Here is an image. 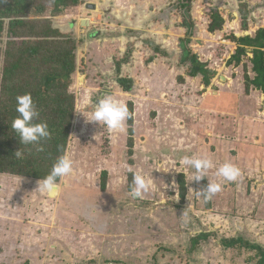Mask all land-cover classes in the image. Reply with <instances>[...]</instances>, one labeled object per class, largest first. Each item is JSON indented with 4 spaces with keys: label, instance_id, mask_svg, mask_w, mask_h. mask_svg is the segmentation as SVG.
Segmentation results:
<instances>
[{
    "label": "rangeland",
    "instance_id": "374dc122",
    "mask_svg": "<svg viewBox=\"0 0 264 264\" xmlns=\"http://www.w3.org/2000/svg\"><path fill=\"white\" fill-rule=\"evenodd\" d=\"M88 1L95 7L81 4L66 14L48 15L55 25L84 18L80 25L88 26V17L112 18L91 25L88 37L62 30L80 40L69 89L76 102L66 153L73 173L58 181L55 198L37 189L40 180L0 175V264H254L244 257L255 251L234 256L222 242L243 236L264 247V97L253 87L245 89L244 64L251 53L240 65L230 62L237 43L228 37L244 34L245 19L231 9L229 23L212 32L213 1L194 0L200 7L192 4L194 28L188 36L182 17L164 11L173 2L162 7L170 0ZM126 12L132 24L120 18L126 19ZM154 45L166 54L156 53ZM184 46L214 73L208 85L202 74H190ZM126 53L119 73L115 62ZM247 71L253 77L250 66ZM118 76L132 79L131 91L122 89ZM109 93L128 109L133 104L132 136L128 122L126 131L114 133L86 121ZM202 154L216 168L235 164L240 177L223 181L213 168L201 181H192L195 170L181 158ZM103 171H108L105 190ZM134 172L153 180L143 198L130 196ZM181 174L187 185L183 201ZM208 180L222 183L210 207L194 193ZM202 232L209 236L193 246Z\"/></svg>",
    "mask_w": 264,
    "mask_h": 264
},
{
    "label": "trees",
    "instance_id": "16d2710c",
    "mask_svg": "<svg viewBox=\"0 0 264 264\" xmlns=\"http://www.w3.org/2000/svg\"><path fill=\"white\" fill-rule=\"evenodd\" d=\"M84 3L85 0H0V175L41 180L51 172L56 160L67 153L76 107L75 96L69 89L76 70V51L80 40L70 32L61 31L48 15H63ZM242 4L241 13L245 19L249 10L247 3ZM191 7L192 0H179L164 10L168 13L176 11L182 17L181 24L186 27L188 36H191L194 28ZM210 16L212 21L209 30L214 32L221 29L224 19L218 11L211 9ZM228 38L237 43L230 62L240 65L243 56L247 57L251 53L248 57L250 65L244 64L246 91L249 92L253 87L264 94V27L257 29L253 35L231 34ZM154 51L166 54L157 45H154ZM183 53L185 59L191 60L190 74H202L208 85L214 73L195 56H190L186 46L183 47ZM128 58L129 53H126L115 62L119 73L122 63ZM249 66L253 77L247 71ZM117 79L122 89L132 90V79L120 76ZM26 93L31 94L39 113L35 122L47 123L51 134L50 138L39 144L20 143L19 135L11 127L18 115L16 98ZM129 113L127 122L132 136V103H129ZM128 143L130 153H133V140L130 139ZM40 147H43V151L38 150ZM16 151H21L22 156L17 157ZM102 177L101 189L105 190L108 171H103ZM179 177L183 201L187 185L184 175ZM130 179L131 190L132 174ZM210 205V200H207V206ZM208 236L205 232L197 235L193 239V246ZM222 242L225 248L233 250L234 256H241L242 252L244 256V251H255L253 257H244L247 263L264 264V247L260 243L246 240L243 236L224 239Z\"/></svg>",
    "mask_w": 264,
    "mask_h": 264
},
{
    "label": "clouds",
    "instance_id": "9594fccd",
    "mask_svg": "<svg viewBox=\"0 0 264 264\" xmlns=\"http://www.w3.org/2000/svg\"><path fill=\"white\" fill-rule=\"evenodd\" d=\"M16 111L18 113L12 121V129L19 135L22 144H39L42 140L50 138L48 125L45 122H35L39 113L30 93L18 95ZM86 121L98 122L105 125L114 133L126 131V122L130 119L127 104L119 100L114 94H105L94 105L92 112L85 117ZM38 150L43 151V147ZM15 155L21 157V151ZM182 165L194 169L192 181H201L206 177L208 170L216 168L213 159L205 154L199 156H184ZM73 161L67 154L60 156L54 163L51 172L38 182V190L49 198H55L60 191L58 180L72 175ZM215 175L223 181L235 182L241 175L240 169L231 162H225L216 168ZM153 185V180L142 172L132 174V187L130 196L133 199L143 198ZM175 182L173 181V187ZM222 190V183L208 180L206 187L195 190L197 196H202L206 201Z\"/></svg>",
    "mask_w": 264,
    "mask_h": 264
},
{
    "label": "built area",
    "instance_id": "2783aa9c",
    "mask_svg": "<svg viewBox=\"0 0 264 264\" xmlns=\"http://www.w3.org/2000/svg\"><path fill=\"white\" fill-rule=\"evenodd\" d=\"M178 1L179 0H170V2L165 3V4H162V7H165L167 5H170L172 2L174 4V3L178 2ZM212 1H213V3L210 5L209 10H211V9L217 10L218 13L220 14V16L224 19V24L225 23H227V24L229 23L228 14L230 13V10L231 9H234V12H235V9H236V12L239 13L238 14V17L242 18V20H243V16H242V14H240L241 13V5L239 3V0H225L222 5L219 4L215 8H213L212 6L215 4L216 0H212ZM192 4H193V9L200 7L198 5V3H195L194 2V0H192ZM250 4H252L253 6L252 5H247V9L249 10V13L247 14V17L245 18V21H246L247 26L249 28L247 30H245L246 31V34L245 35H250V34H252V32H255L257 29H259L261 27H264V3L262 5H260V6H256V5L254 6L253 3H250ZM103 14H105V13L103 12ZM128 14L131 17V14L129 12H128ZM117 17H119V16L117 15ZM192 17L194 19V16H192ZM98 18L99 19L94 20L92 18V16L91 17H88V20H89L90 24L88 26H84V25H80V26L83 27V28L91 29V27H90L91 25H93V24L96 25L98 22H101L102 23V22L108 20L107 15L106 16L100 15ZM120 18H122L123 20H125L123 17H120ZM82 19H84V18H78V21L77 22L80 23V20L82 21ZM140 22H143V20L142 21L140 20ZM242 24L244 25V23H242ZM242 30L244 31V29H242ZM82 32H84V31H82ZM235 35H237V33H235Z\"/></svg>",
    "mask_w": 264,
    "mask_h": 264
},
{
    "label": "crops",
    "instance_id": "0c3cea01",
    "mask_svg": "<svg viewBox=\"0 0 264 264\" xmlns=\"http://www.w3.org/2000/svg\"><path fill=\"white\" fill-rule=\"evenodd\" d=\"M242 2L244 3H247V5H252V4H250V3H253L254 4V6L256 5V6H260V5H262L263 3H264V0H239V3H240V5L242 4ZM89 4H93L94 5V7H95V3H91L90 1H88V0H86L85 1V3L83 4V6H85V7H87ZM259 4V5H258ZM253 6V5H252ZM89 7V6H88ZM93 7V8H94ZM107 18H108V20L110 21V22H112L111 21V16L110 15H107ZM85 19H82V21H84ZM139 22V21H138ZM130 23V22H129ZM113 24V23H112ZM244 24H246V26H244V27H242L241 29H244V34H242V35H245L246 34V31L245 30H247L249 27L247 26V23L245 22ZM76 25H77V28L78 29H76ZM56 26H58V28L62 31L63 29H65V31H67V30H75L74 32L75 33H77L78 32V35H79V33L81 32V31H84V32H87V37H88V33L91 31V29H88V28H83V27H81L80 26V23L79 22H76V24H75V22L73 21V20H68V21H61V20H57V24H56ZM84 26H86L85 24H84ZM121 29V28H120ZM121 31V30H120ZM243 31V30H242ZM122 33H123V31H121ZM256 32V31H255ZM255 32H252V34H250V35H253ZM242 35H240V36H242ZM80 36V35H79ZM114 38V37H113ZM112 38V39H113ZM236 46H237V44H236ZM257 91H259L258 89H257ZM260 93H261V95H262V98L264 97V94L261 92V91H259Z\"/></svg>",
    "mask_w": 264,
    "mask_h": 264
},
{
    "label": "bare ground",
    "instance_id": "6f19581e",
    "mask_svg": "<svg viewBox=\"0 0 264 264\" xmlns=\"http://www.w3.org/2000/svg\"><path fill=\"white\" fill-rule=\"evenodd\" d=\"M125 16H126V21L129 23L130 22V24L132 23L131 22V19H130V17L128 16L129 14L127 13V14H124ZM140 22V21H139ZM137 24H138V22H137ZM140 25H141V22H140ZM140 25H138V26H140Z\"/></svg>",
    "mask_w": 264,
    "mask_h": 264
},
{
    "label": "water",
    "instance_id": "95a60500",
    "mask_svg": "<svg viewBox=\"0 0 264 264\" xmlns=\"http://www.w3.org/2000/svg\"><path fill=\"white\" fill-rule=\"evenodd\" d=\"M88 6H89L90 8H93V7H94V5H93V4H89Z\"/></svg>",
    "mask_w": 264,
    "mask_h": 264
}]
</instances>
